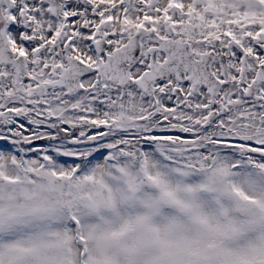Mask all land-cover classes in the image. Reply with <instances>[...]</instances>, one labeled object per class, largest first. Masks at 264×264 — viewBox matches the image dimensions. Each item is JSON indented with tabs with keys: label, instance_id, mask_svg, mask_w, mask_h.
Listing matches in <instances>:
<instances>
[{
	"label": "snow or ice",
	"instance_id": "1",
	"mask_svg": "<svg viewBox=\"0 0 264 264\" xmlns=\"http://www.w3.org/2000/svg\"><path fill=\"white\" fill-rule=\"evenodd\" d=\"M0 264H264V0H0Z\"/></svg>",
	"mask_w": 264,
	"mask_h": 264
}]
</instances>
